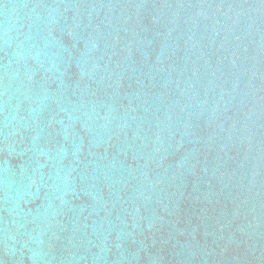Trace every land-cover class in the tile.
<instances>
[{"label":"water","instance_id":"water-1","mask_svg":"<svg viewBox=\"0 0 264 264\" xmlns=\"http://www.w3.org/2000/svg\"><path fill=\"white\" fill-rule=\"evenodd\" d=\"M0 264H264V0H0Z\"/></svg>","mask_w":264,"mask_h":264}]
</instances>
